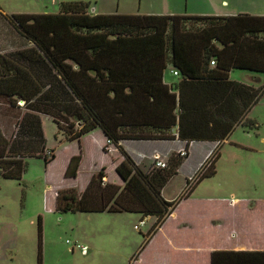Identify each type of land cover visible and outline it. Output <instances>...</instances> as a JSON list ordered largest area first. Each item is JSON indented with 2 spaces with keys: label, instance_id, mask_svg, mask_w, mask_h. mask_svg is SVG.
<instances>
[{
  "label": "trees",
  "instance_id": "16d2710c",
  "mask_svg": "<svg viewBox=\"0 0 264 264\" xmlns=\"http://www.w3.org/2000/svg\"><path fill=\"white\" fill-rule=\"evenodd\" d=\"M0 16L27 43L0 52V105L15 120L10 137L0 128V177L20 182L29 159L54 161L53 150L46 155L42 116L68 143L102 131L122 157L115 168L122 186L106 182L102 168L84 191L59 190L56 212L152 218L146 240L192 192L172 202L162 195L188 154L144 171L122 144H217L199 183L215 175L218 148L237 127H257L247 115L264 88L232 81L230 73L264 74V16L96 15L83 2H63L57 14ZM170 66L178 73L172 85L164 82ZM80 162L81 154L70 159L66 179L76 180ZM37 227L42 264L41 217ZM211 264H264V251L216 250Z\"/></svg>",
  "mask_w": 264,
  "mask_h": 264
},
{
  "label": "rangeland",
  "instance_id": "374dc122",
  "mask_svg": "<svg viewBox=\"0 0 264 264\" xmlns=\"http://www.w3.org/2000/svg\"><path fill=\"white\" fill-rule=\"evenodd\" d=\"M228 1L231 6L238 5L247 14L264 16L261 0ZM63 2L88 3L93 13L131 15H166L168 9L185 13L187 7V0H0V9L7 14H57ZM189 2V5L194 3L198 6L204 0ZM22 44V39L8 28L7 22L0 16V48L10 49ZM164 78L168 85L178 82L171 66ZM230 78L248 86L264 88V74L235 70L230 73ZM7 108L0 105V128L10 137L15 130V120L13 115L6 113ZM247 119L254 121L257 127L236 128L218 148L215 175L196 185L190 201L184 207L187 212L201 208L198 214L190 212L193 213L192 217L197 220L215 219L222 230L234 227L243 230L249 223L251 226L264 225V92ZM42 122L46 155L49 158L53 150L54 161L45 165L43 159H29L27 171L20 182L0 177V264H37L39 217L42 219V264H133V258L145 244L144 235L149 229V225H146L140 231L135 230L134 226L140 222L138 215L60 213L54 208L59 190L75 188L83 191L91 175L97 174L101 168H105L104 173L110 183L120 184L114 165L117 153L104 155L100 150H94L89 139H86V158L79 178L66 179L64 174L69 157L72 153H79L81 145L63 141V135L48 117L43 116ZM126 145L132 147L129 143ZM175 146L172 142L138 145L142 153L152 148L166 150L161 152L166 163L172 154L180 152L181 149L170 152ZM201 148L202 145L198 143L193 146L192 157L184 159V165L163 189L165 197L176 199L185 192L188 170H197V161L201 164L194 175L205 171L207 163L202 162ZM139 159H143L140 168L144 171L155 164L144 155H140ZM252 207V212L248 213ZM211 235L213 233H207L210 239ZM208 238L207 244L211 243ZM261 242L264 244V236ZM78 244L87 249L86 254L75 247ZM231 248L229 241L222 247L225 250Z\"/></svg>",
  "mask_w": 264,
  "mask_h": 264
},
{
  "label": "crops",
  "instance_id": "0c3cea01",
  "mask_svg": "<svg viewBox=\"0 0 264 264\" xmlns=\"http://www.w3.org/2000/svg\"><path fill=\"white\" fill-rule=\"evenodd\" d=\"M197 1L201 2L202 0H197ZM261 1H262L263 6H264V0H261ZM189 3H190L189 0H187V7L184 11L185 13H179V11L168 9L167 13H165V14L166 15H189V16H197V15L198 16H203V15L207 16V15H210V16H221V17H230V16H236L239 14H247L246 11H243L242 9H240V7L238 5L231 6L228 0H204V2L200 3L198 6H195L194 3H193V5H189ZM0 13L7 14L4 11H2L1 9H0ZM91 13H93V12H91ZM93 14L97 15V14H112V13L104 12V13H93ZM8 15H12V14H8ZM250 15H254V14H250ZM256 16H260V15H256ZM8 28L13 30L16 33V31L9 24H8ZM25 45H27V43H25L23 41V44L20 46H17V47H13L10 49L0 48V52H2V53L14 52V51L23 49L25 47ZM164 82H165V78H164ZM42 118H43V116H42ZM86 139H89L91 146L94 147V150H96V151L100 150L104 155H111L112 156V154L117 153L118 156H117V158H115V161H117V162L114 164L115 168L122 161V157L120 156L117 149L114 148L112 145H110V146L107 145V143H106L107 139H106L105 135L102 133V131L96 130V131L84 136L80 140V142H78V144H80L82 146V147L80 146V152L79 153H72V155L69 157V161H70V159L73 156L81 154V162H80L77 178H79V175L81 173V167H82V165L85 161V158H86V150H85V146H84ZM63 141H65L64 138H63ZM150 142H157L158 144L159 143L162 144L163 142L175 143L176 144L175 149H172L170 151L172 153L175 151L177 152L180 149L185 147L184 146L185 143H183L179 140H174V141H126L122 144V146L128 152V154L131 155V157L133 158V160L135 161V163L138 167L142 166L141 162L143 159L142 160L139 159L140 155H144V158L148 157L149 159H152L153 162H154V157L159 156L160 159L166 163V161L163 159V157H162L163 155L161 153V152H166V150H160L157 148H152L150 150L147 149L145 153H142L143 151L141 148L138 147V145L140 143H142V145H147V143H150ZM128 143L131 144V146H132L131 148L127 147L126 144H128ZM198 144L202 145L201 149H202L203 153L200 156L204 157L202 162L207 163L206 169H208L209 162H212V160H213V158L211 157L210 161L208 162L207 161L208 155L212 154L213 151L216 150L217 144H210V143H198ZM194 145H195L194 143L190 144L189 149H188V157H187L188 159H186V160H189L192 157V153H193L192 149H193ZM204 145H206V146H204ZM105 147H109L111 149V151L110 152L105 151L104 150ZM166 154H169V152H167ZM198 162L199 161H197L196 165L200 167L201 163H198ZM183 165H184V163H183ZM152 167H153V164H152L151 168ZM199 167H198V169H199ZM206 169H205V171H206ZM197 170H195L194 172L191 171V169L188 170V177H187V181H186L187 182V189H188V180L194 175V173ZM204 172H200V174H198V178H197L196 182L191 187H189L190 188L189 191L185 190V192L189 193V192H191V190L193 192L194 188L198 184L197 181L199 179V176L202 175ZM93 175H96V174L95 173L92 174L91 177ZM91 177H90V179H91ZM118 178H119V176H118ZM104 180L106 182H109L107 175H106ZM116 185H119V186L123 185L121 179H120V184H116ZM79 192H82V191H79ZM192 192L189 193V195L186 196L184 199H182V201H180V203L177 205L175 210L165 219L164 223L156 231V233L153 234L152 236L148 237L145 240L144 246L139 251L137 256L135 258H133V264H211L212 253L216 250H225V249H222V247L226 241H229L232 244V248L226 249V250L264 251V250H259V249H264V244L261 242V237L264 236V225L260 226V225H255L252 223L253 226H251V224L249 223V225L246 227V229H243V230H238L235 227L234 228H228L227 230H222L221 225L215 219L211 220L210 218L209 219L203 218L202 220H197L196 218L192 217L193 213H190V212H196V214H198V212L201 208L198 210L188 211V212L185 211V209H184L186 203L189 202L191 197H192L191 196ZM162 195L165 198V200H167L168 202H172L181 196L180 195L176 199H168L167 197H165L163 191H162ZM253 208L254 207H252L251 210L247 209L248 213L252 212ZM99 214H103V213H99ZM122 214L138 215L139 216L138 221H141V220L145 221L144 227L146 225H149L148 231L150 230L151 226L154 223V219H152V218L142 219V217L139 214L120 213V214H111V215H122ZM190 231H193V232H191V234H189ZM208 232L213 233V235L210 236L211 239L208 238V236H207ZM234 232L236 233L235 237H233ZM215 233L218 234V236H215L216 235ZM207 238L211 242V243H208L210 245V247H208ZM72 250H74V248H72ZM86 253L87 252H85L84 254H86ZM37 256H38V251H37Z\"/></svg>",
  "mask_w": 264,
  "mask_h": 264
},
{
  "label": "built area",
  "instance_id": "2783aa9c",
  "mask_svg": "<svg viewBox=\"0 0 264 264\" xmlns=\"http://www.w3.org/2000/svg\"><path fill=\"white\" fill-rule=\"evenodd\" d=\"M212 65H214V62H212ZM173 75L174 76H178V73L176 71H173ZM107 145L110 146V142L107 140L106 141ZM107 152H110L111 149L109 147H105L104 149ZM179 154L181 156H186L188 154V150H186V148L184 147L183 149L180 150ZM212 154H209L208 157H211ZM154 167L157 169H162V168H166V163L163 162L159 156H155L154 157ZM198 178V174L193 175L189 180H188V188L191 187L197 180ZM145 225V221L141 220L137 225L134 226L135 230L140 231L141 228H143ZM75 247H79L84 253L87 251V249L85 247H80L79 245H75Z\"/></svg>",
  "mask_w": 264,
  "mask_h": 264
}]
</instances>
